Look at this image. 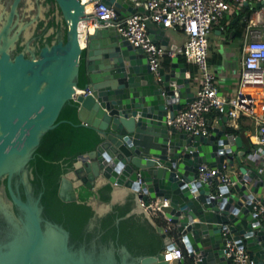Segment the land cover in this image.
Returning <instances> with one entry per match:
<instances>
[{"label": "water", "instance_id": "95a60500", "mask_svg": "<svg viewBox=\"0 0 264 264\" xmlns=\"http://www.w3.org/2000/svg\"><path fill=\"white\" fill-rule=\"evenodd\" d=\"M51 1L58 13L54 24H61L63 35L51 41L47 37L37 50L29 42L12 56L22 29L46 18L47 7L41 0H0V215L8 222L5 231L0 229V264H170L165 250L178 247L173 236L181 238L192 264H232L225 252L227 228L241 247L252 251L256 264H264V225L252 208L254 200L264 203V178L243 165L242 178L232 173L229 185L219 171L225 165L236 167V152L243 146L229 125L230 105L218 110L219 124L208 135L179 130L169 120L195 98L187 62L174 56L155 71L144 49L115 25L88 26L94 19L89 6L98 0ZM99 1L114 7L119 20L150 13L144 1ZM252 5L260 7L245 4ZM258 19L263 21V11ZM150 37L168 49L178 48L163 26L150 29ZM83 61L88 81L82 86ZM70 101L78 104L81 124L96 128L103 140L63 174L59 196L78 201L81 187L94 191L91 230L99 217L123 202L118 189H128L136 206L124 217L144 213L149 218L165 242L158 253L137 256L126 245H98L95 239L90 247L77 246L70 230L45 216L30 161L44 135L64 121L59 118ZM205 164L218 172L201 177ZM16 177L21 179L17 187ZM106 184L112 185L108 202L98 195ZM142 197L167 202L162 209L171 231L166 219L159 223L142 207ZM179 263L189 264L187 259Z\"/></svg>", "mask_w": 264, "mask_h": 264}, {"label": "built area", "instance_id": "2783aa9c", "mask_svg": "<svg viewBox=\"0 0 264 264\" xmlns=\"http://www.w3.org/2000/svg\"><path fill=\"white\" fill-rule=\"evenodd\" d=\"M132 5L140 1L147 2L150 13L137 12L119 20V14L114 7L108 6L99 0L91 5L90 13L94 19L89 22L90 27L100 25H115L136 47L144 49L152 68L155 71L164 66L166 57L185 56L187 62L197 65L200 85L195 90L192 102L179 110L178 114L169 122L181 131L191 135H208L212 131L208 114L212 111H223L226 104L230 105L227 115L230 117L229 125L237 126L238 118L244 105H262L263 113L259 114L254 107L251 111L255 117L258 133L255 135L256 147L249 153V158L257 163V172L264 177V19L258 25L250 24L247 27L249 38L243 46L242 71L240 89L235 97L226 98L220 95L217 84V74L210 66V35L216 25L221 24L234 6L246 7V3L259 4L260 11L264 12V0H126ZM97 3L98 5H96ZM255 21L253 20V23ZM165 28H179L186 34V41L177 49H168L160 42L150 37V25ZM194 79V77H193ZM89 89L80 92L87 94ZM248 91H251L248 94ZM246 102V103H245ZM245 103V104H244ZM221 114V113H220ZM231 168L225 165L219 171L226 184H231ZM209 165H203L200 170L201 177L217 173ZM242 178V173L239 174ZM247 180V179H246ZM143 195H147L143 192ZM142 207L154 218L166 219V230L171 231L172 224L162 209L167 202L161 199L140 198ZM253 210L258 214L264 225V203L261 200L252 202ZM227 237L225 252L232 264H256L252 251L241 247L227 228L224 230ZM178 247L165 250L170 264H179L189 255L185 253L181 238L172 237ZM186 249V248H185Z\"/></svg>", "mask_w": 264, "mask_h": 264}, {"label": "trees", "instance_id": "16d2710c", "mask_svg": "<svg viewBox=\"0 0 264 264\" xmlns=\"http://www.w3.org/2000/svg\"><path fill=\"white\" fill-rule=\"evenodd\" d=\"M250 7V6H249ZM52 40V36L48 38ZM182 60L187 62L185 56ZM172 57H166L164 65H169ZM88 81L85 62L80 74V85ZM59 120H64L57 127L49 130L30 161L33 169L35 193H42L44 214L47 218L63 224L71 232L72 242L77 246L87 244L90 247L95 239L100 244L113 241L116 247L126 245L134 255L156 254L164 248L165 242L156 227L144 213H134L124 217L136 206V198L132 193L125 202L117 203L114 209L99 217L93 229L88 224L95 215V209L89 203L94 191L81 187L78 201H64L59 196V186L64 173L71 170L77 157L95 149L103 140L100 132L81 124L78 116V104L70 101L62 110ZM234 132L235 129L231 128ZM112 185L99 188L98 195L102 201L108 202L112 197ZM119 217H124L117 221ZM165 224L163 219H157ZM186 255L188 254L185 247ZM253 254V253H252ZM120 257V255L118 254ZM186 258L189 264L193 259ZM254 256V255H253Z\"/></svg>", "mask_w": 264, "mask_h": 264}, {"label": "crops", "instance_id": "0c3cea01", "mask_svg": "<svg viewBox=\"0 0 264 264\" xmlns=\"http://www.w3.org/2000/svg\"><path fill=\"white\" fill-rule=\"evenodd\" d=\"M257 5V4H256ZM260 8L257 6L241 7L234 6L228 13L224 21L214 27L210 36V53L209 62L212 70L217 74V84L220 89V95L231 98L237 96L240 89L242 59H243V46L245 40L249 38L247 27L250 24H259L258 14ZM253 20L255 21L253 23ZM158 26L151 24L150 29L157 28ZM167 34L171 38V43L181 47L186 41V34L179 28H167ZM185 61V60H183ZM186 62V61H185ZM189 68H194L190 62H187ZM194 64V63H193ZM199 75L193 79L194 90L200 85ZM251 91H248L250 94ZM246 103V102H245ZM244 103V104H245ZM246 111H242L238 118L237 126H233L235 133L242 137L243 146L237 150V155L245 152V155L236 158L235 168H231V174L237 172L241 174V167L247 166L250 169L257 171V163L249 158V153L256 147L254 141L255 135L258 133V126L251 111L254 107L259 114L263 113L262 105H244ZM254 106V107H253ZM222 115L218 111H212L208 114L209 122L212 128L219 124L218 120ZM264 178V177H263ZM128 189L121 188L116 192L119 200L125 202L131 195ZM188 261V260H187ZM181 264V263H179Z\"/></svg>", "mask_w": 264, "mask_h": 264}, {"label": "flooded vegetation", "instance_id": "af4514ba", "mask_svg": "<svg viewBox=\"0 0 264 264\" xmlns=\"http://www.w3.org/2000/svg\"><path fill=\"white\" fill-rule=\"evenodd\" d=\"M12 1V0H10ZM52 2L51 0H41L40 3H43L47 8L45 10V13L47 14L46 18H39L33 25H28V29H22V34L18 40H16V48L12 50V56H15L17 53H19L21 50H24V48L28 45L30 42L33 47H36V50L41 48L42 45L46 43L47 37L52 36V39L60 37L63 35L64 28L61 27V24H54V19L56 16H58V13H56L55 9L56 6L53 7L52 4V9L50 8V3ZM51 10H50V9ZM49 14V15H48ZM56 26L55 30L52 31L51 27ZM31 28L33 31H31ZM29 55V52H27ZM20 179V177H16V187H17V181ZM21 180V179H20ZM20 190L23 191L22 185L24 187V184L20 181ZM5 187V185H4ZM4 223V225H3ZM6 223V224H5ZM8 226V222L5 217L0 215V229H3L5 231L6 227Z\"/></svg>", "mask_w": 264, "mask_h": 264}, {"label": "rangeland", "instance_id": "374dc122", "mask_svg": "<svg viewBox=\"0 0 264 264\" xmlns=\"http://www.w3.org/2000/svg\"><path fill=\"white\" fill-rule=\"evenodd\" d=\"M211 36V35H210ZM193 65L194 68H190L193 71V77L195 78L196 75H199V70L196 64L190 63Z\"/></svg>", "mask_w": 264, "mask_h": 264}, {"label": "bare ground", "instance_id": "6f19581e", "mask_svg": "<svg viewBox=\"0 0 264 264\" xmlns=\"http://www.w3.org/2000/svg\"><path fill=\"white\" fill-rule=\"evenodd\" d=\"M91 8V5L89 6V9ZM82 91V90H81Z\"/></svg>", "mask_w": 264, "mask_h": 264}]
</instances>
